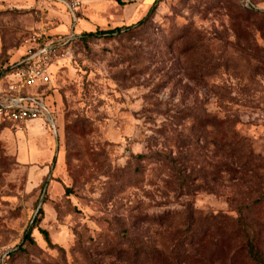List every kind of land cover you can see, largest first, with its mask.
I'll return each instance as SVG.
<instances>
[{"label":"rangeland","instance_id":"obj_1","mask_svg":"<svg viewBox=\"0 0 264 264\" xmlns=\"http://www.w3.org/2000/svg\"><path fill=\"white\" fill-rule=\"evenodd\" d=\"M62 1L0 0V72L34 33L78 36L52 69L54 127L0 119V264H254L264 0Z\"/></svg>","mask_w":264,"mask_h":264},{"label":"built area","instance_id":"obj_2","mask_svg":"<svg viewBox=\"0 0 264 264\" xmlns=\"http://www.w3.org/2000/svg\"><path fill=\"white\" fill-rule=\"evenodd\" d=\"M72 6L76 8L75 0ZM74 21L76 16L72 10ZM78 36L70 34L54 37L37 32L27 40L24 53L0 75V119L15 125H25L34 121H43L54 127L55 115L47 92L51 90L53 67L68 54L67 46ZM29 89H35V95H27Z\"/></svg>","mask_w":264,"mask_h":264},{"label":"trees","instance_id":"obj_3","mask_svg":"<svg viewBox=\"0 0 264 264\" xmlns=\"http://www.w3.org/2000/svg\"><path fill=\"white\" fill-rule=\"evenodd\" d=\"M118 2L122 6L126 5V3H123L122 1H118ZM157 3L158 1L155 2V5ZM144 23H145V20H142L138 22L137 24L129 26V27H117L115 29L108 30V31H97L96 33H84L82 38L85 39V41H87L88 39L93 38V37H111V36H114L115 34H119L123 30L133 31L134 29H138L139 27L143 26ZM1 72H0V75H1ZM42 91L47 92V97L49 96V93L51 92V90L47 91L46 88L43 89ZM40 214H42V211L39 212V216L35 219L33 225L25 233V236H24L25 242H29L30 244L34 243L32 233L35 227H37L42 220V217L40 218ZM41 234L43 235L45 241L51 245V239H50L49 232L47 230L42 229ZM246 235H247V242H246L245 248H246L249 258L252 260L254 264H264V253H262L260 249H258L255 236L252 235L251 232H247ZM19 252H25V249L22 246H20ZM148 257H151V254L148 253ZM152 257L153 259H156V253L155 254L152 253ZM173 261L174 260H172V264H176L175 262L173 263ZM161 262L162 260L160 258L156 260V264H161Z\"/></svg>","mask_w":264,"mask_h":264}]
</instances>
